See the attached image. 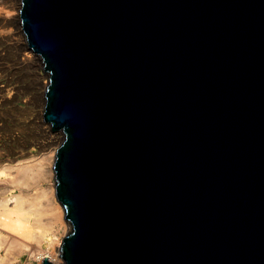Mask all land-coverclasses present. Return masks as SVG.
<instances>
[{
  "label": "water",
  "instance_id": "1",
  "mask_svg": "<svg viewBox=\"0 0 264 264\" xmlns=\"http://www.w3.org/2000/svg\"><path fill=\"white\" fill-rule=\"evenodd\" d=\"M20 26L60 264H264V0H21Z\"/></svg>",
  "mask_w": 264,
  "mask_h": 264
},
{
  "label": "bare ground",
  "instance_id": "2",
  "mask_svg": "<svg viewBox=\"0 0 264 264\" xmlns=\"http://www.w3.org/2000/svg\"><path fill=\"white\" fill-rule=\"evenodd\" d=\"M20 6L21 0H0V134L5 135L0 146V264H17L24 251L40 264L45 257L58 264L63 262L59 258L63 237L71 230L55 189L56 147L62 132L52 130L44 120L43 92L35 100L40 109L31 108L16 124V109L12 113L3 110L14 102L18 90L10 84L16 70L31 75L37 91L48 84L40 57L25 42ZM7 116L13 117L9 121L14 125L6 124ZM30 243L33 249L27 251Z\"/></svg>",
  "mask_w": 264,
  "mask_h": 264
},
{
  "label": "rangeland",
  "instance_id": "3",
  "mask_svg": "<svg viewBox=\"0 0 264 264\" xmlns=\"http://www.w3.org/2000/svg\"><path fill=\"white\" fill-rule=\"evenodd\" d=\"M21 7V6H20ZM40 65H41V63H40ZM41 68H42V65H41ZM42 70H43V68H42ZM44 71V70H43ZM23 72V73H22ZM22 72H20L19 70L17 71H15L14 72V77H13V80L11 79V81H10V84L11 85H13V86H18V90H17V92H16V94H15V98H14V102L13 103H11V104H7V105H5V107H3V110L5 111V112H10L11 111V113H12V111L14 110V109H16V112H17V114H19V115H16L15 117H14V119H16L15 121H14V123L16 124L17 123V121H19L20 120V118H22V117H27L28 115H29V113H30V109L32 108H34L33 110H39L40 108V106L38 105V104H35V100H36V98L41 94V92H43V93H45V91H46V87H44V88H41L40 90H38L37 91V87H36V85L34 86V82H31V80H32V76L31 75H29V74H27V72H24V71H22ZM44 74H45V72H43ZM28 75V76H27ZM47 75V74H46ZM30 76V78H28ZM48 76V75H47ZM28 78V79H27ZM48 78V77H47ZM46 78V82H48V79ZM47 85V84H46ZM45 85V86H46ZM22 87V88H21ZM20 89H22V90H20ZM40 93V94H39ZM31 97V98H30ZM32 97H34L33 98V101H32ZM40 97V96H39ZM26 99H28V101H25ZM30 99H31V101H32V103H29V101H30ZM38 105V106H37ZM45 105V104H44ZM43 105V106H44ZM35 106V107H34ZM42 106V107H43ZM10 107V108H9ZM20 108V109H19ZM28 108V109H27ZM21 109H23V110H21ZM20 110V111H19ZM24 114V115H23ZM22 115V116H21ZM18 116V117H17ZM17 117V118H16ZM6 119L7 120H5V122H6V124H8V125H10V126H12V125H14V123L12 122V121H9V120H12L13 119V117L12 118H9L8 116L6 117ZM8 121V122H7ZM61 135H62V140H60L61 142L59 143V145L56 147V150H57V148H59L60 147V145L62 144V142H63V140H64V134H63V132L61 133ZM3 136V137H2ZM5 135H3V134H0V146H2L3 145V143H5V137H4ZM2 143V144H1ZM40 153V152H39ZM39 155V154H38ZM71 232V230H70V228H69V230L67 231V234L65 235V236H67L69 233ZM64 236V237H65ZM63 237V238H64ZM21 239V238H20ZM33 246H34V243H30V246H29V249L27 250V251H29L30 249H33ZM61 246V245H60ZM1 255H3V256H5L6 258H7V256H8V254H7V252H6V250L4 251V250H2L1 251ZM60 255H61V251H60ZM60 258V260L62 259L61 257H59ZM18 263L17 264H27L28 262H31V264H40V263H38L37 261H33L28 255H27V252H23L20 256H19V258H18ZM60 263V262H59ZM58 263V264H59ZM15 264V263H14Z\"/></svg>",
  "mask_w": 264,
  "mask_h": 264
}]
</instances>
